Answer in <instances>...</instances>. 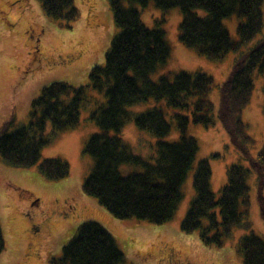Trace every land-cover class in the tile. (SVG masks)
<instances>
[{
	"label": "trees",
	"instance_id": "1",
	"mask_svg": "<svg viewBox=\"0 0 264 264\" xmlns=\"http://www.w3.org/2000/svg\"><path fill=\"white\" fill-rule=\"evenodd\" d=\"M44 12L56 19L74 20L78 10L74 0H39ZM151 0H110L118 32L105 54L104 65L90 69L89 85L104 92L106 103L94 109L90 118L99 131L84 145L93 158V166L83 182L86 194L95 197L116 218H136L164 223L173 218L182 200V185L192 168L199 149L198 140L187 133L188 125L206 127L221 123L230 141L248 161V166L232 163L227 167V182L218 197L211 189L212 168L209 158L200 159L195 167V197L181 222V229L197 231L207 246L221 247L236 226L250 227L248 221L250 172L258 176L260 214L264 220V142L257 155H250L252 136L242 119L254 88V72H264V38L233 62L230 75L220 85L221 104L215 109L208 93L213 87L212 75L205 71L181 70L165 73L157 81L151 78L170 55V45L162 28H149L141 12L126 2L147 6ZM162 10L177 7L182 13L178 38L194 47L200 55L221 59L227 52H238L264 26V0H152ZM205 10L200 15L196 10ZM238 15V38L233 39L223 18ZM161 17L157 23H163ZM71 94L68 102L64 96ZM153 98L158 104L144 112L132 113L128 106ZM86 100L85 85L73 87L54 81L33 98L27 124H17L11 117L0 127V157L17 166L38 164L39 171L50 180L69 174V163L60 157L41 159L43 147L60 132L80 122V108ZM164 101V104L160 102ZM168 109L175 121L179 137L159 140L155 153L145 158L135 154L130 144L119 135L124 124L133 118L136 125L156 136L164 137L172 130ZM50 123L52 132L46 133ZM114 132V133H113ZM213 153L212 156H219ZM140 166L141 171L123 174L120 165ZM5 239L0 225V254ZM239 251L243 264H264V236L253 231L240 237ZM125 256L110 231L95 220L81 223L77 232L63 246L62 254L52 264H123Z\"/></svg>",
	"mask_w": 264,
	"mask_h": 264
},
{
	"label": "rangeland",
	"instance_id": "2",
	"mask_svg": "<svg viewBox=\"0 0 264 264\" xmlns=\"http://www.w3.org/2000/svg\"><path fill=\"white\" fill-rule=\"evenodd\" d=\"M16 1L5 9L0 7V127L11 117L16 118L18 126L27 124L31 101L41 93L43 87L54 81H64L73 87L85 85L86 100L80 108L79 124L60 132L41 151V159L60 157L66 160L70 165L67 176L50 180L39 171L38 164L17 166L0 157V225L5 239L0 264H52L51 260L61 256L63 246L76 234L78 226L88 220H95L110 231L124 253L123 264H243L242 253L238 248L240 237L251 231L264 236L259 179L254 172H250L247 177L250 187L249 228L234 227L221 247L207 246L200 240L197 231L187 233L181 229V222L195 197L193 176L200 159L209 158L212 168L211 189L217 197L221 186L227 182L228 165L241 163L248 166V161L231 143L222 124L206 127L192 121L189 123L187 133L198 140L199 149L182 185L183 197L172 219L155 223L134 217L116 218L95 197L83 190L84 179L93 166V158L84 151V145L93 133L99 131L98 124L90 118V114L105 104L107 99L104 92L89 85V73L93 66L104 65L105 54L119 30L114 23L110 0L95 1L98 4L95 8L98 17L91 23L86 20L88 9L84 0H74L78 15L70 21L47 15L39 0ZM126 4L140 10L142 21L149 28L164 29L171 47L166 62L159 65L151 78L157 81L165 73L173 78L181 70L207 72L214 79L208 97L216 111L221 104L220 85L230 75L234 59L247 53L264 38L263 26L240 51H229L221 59H210L179 40L178 29L182 20L179 8L162 10L152 0L147 6L138 2ZM196 11L202 16L206 13L203 9ZM161 17L165 20L157 23ZM242 20L236 14L222 20L233 39L238 38L237 27ZM36 46L40 51L38 56ZM63 56L72 59L70 62L58 63ZM71 97V94L66 95L64 100L68 102ZM160 103L164 104V101ZM156 104L158 102L150 98L132 104L128 109L135 114ZM245 108L242 119L253 138L249 151L255 157L264 142V72H254V88ZM173 112V109L167 110L166 117L172 123V130L164 137L141 129L133 118L126 121L119 135L130 144L135 154L149 158L155 153L157 141L178 139L179 132L171 117ZM51 132L52 127L48 123L46 133ZM217 152L219 156H212ZM141 170L140 166L133 164L120 165L123 174ZM33 196L40 197L41 205L48 207L60 205L67 198L74 209L67 218L61 217L52 242L43 248L40 258L33 257L25 261L24 256L31 241L28 217L24 214ZM33 250L36 253L35 248Z\"/></svg>",
	"mask_w": 264,
	"mask_h": 264
},
{
	"label": "flooded vegetation",
	"instance_id": "3",
	"mask_svg": "<svg viewBox=\"0 0 264 264\" xmlns=\"http://www.w3.org/2000/svg\"><path fill=\"white\" fill-rule=\"evenodd\" d=\"M38 40L39 38H37V41ZM35 51L38 56V54H40L38 46H36ZM69 57L70 56H63L58 63L63 64L64 62H70L72 58ZM39 61L41 62L42 60L39 59ZM26 191L29 192L28 190ZM31 199V203L28 204V209L26 206L27 210L24 214L28 217V233L31 241V244L28 245V250L24 256L25 261L30 258L33 259V257L40 258V253L43 248L46 247L48 242H52L54 232L59 228V221H61V217L67 218L69 212L74 209V205L72 202H69L67 198H65L60 205H56L54 207L42 206L40 197L33 196ZM56 199V201H58V198ZM33 248H35L36 253H34Z\"/></svg>",
	"mask_w": 264,
	"mask_h": 264
},
{
	"label": "bare ground",
	"instance_id": "4",
	"mask_svg": "<svg viewBox=\"0 0 264 264\" xmlns=\"http://www.w3.org/2000/svg\"><path fill=\"white\" fill-rule=\"evenodd\" d=\"M84 1L86 2V6L88 9V13L86 15V20L90 23L94 22L95 19L98 17L97 11L95 10V8L98 6V4L95 2L96 0H84ZM16 2H17L16 0H0V7L5 9L6 6L13 5ZM2 19H3V17H2ZM31 27H33V26H31ZM170 50H171V47H170ZM71 129H73V128H71ZM68 130H70V129H68Z\"/></svg>",
	"mask_w": 264,
	"mask_h": 264
},
{
	"label": "crops",
	"instance_id": "5",
	"mask_svg": "<svg viewBox=\"0 0 264 264\" xmlns=\"http://www.w3.org/2000/svg\"><path fill=\"white\" fill-rule=\"evenodd\" d=\"M245 109H246V108H245ZM245 109H244V110H245ZM244 110H243V111H244Z\"/></svg>",
	"mask_w": 264,
	"mask_h": 264
}]
</instances>
